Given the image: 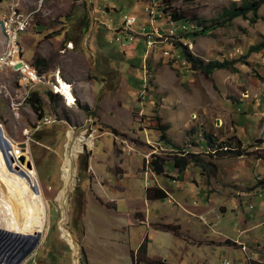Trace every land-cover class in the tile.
Here are the masks:
<instances>
[{
    "label": "rangeland",
    "instance_id": "374dc122",
    "mask_svg": "<svg viewBox=\"0 0 264 264\" xmlns=\"http://www.w3.org/2000/svg\"><path fill=\"white\" fill-rule=\"evenodd\" d=\"M243 1L0 0V21L10 6L26 12L17 43L22 62L42 76V83L31 86L12 71L0 75V139L8 141L0 142V176L18 186L26 219L21 235L41 233L40 244L21 264H76V252L62 238L57 197L67 133L77 130L78 137L92 140L75 159L66 206L79 264L84 256L87 264H232V250L244 254L240 264H258L242 235L249 231L256 245L264 230L253 220L234 221L244 213L240 202L252 204L248 198L254 195L246 192L264 174V53L247 54L264 43V6L255 23L237 18L212 27L223 10ZM150 10L158 16L152 28ZM174 13L192 29L210 30L167 39L163 34ZM123 16L134 19L130 26L122 24ZM152 29L157 33L148 49ZM178 43L203 65L241 62L233 64L235 71L207 75L175 53ZM36 57L46 66H35ZM56 74L73 106L50 87ZM43 118L51 123L42 126ZM237 151L241 156L229 154ZM187 154L208 164L186 169L198 179L197 188L213 189L207 198L195 191V180L182 181L173 167L176 157ZM156 158L166 161L161 175L152 167ZM152 187L167 197L147 199Z\"/></svg>",
    "mask_w": 264,
    "mask_h": 264
},
{
    "label": "trees",
    "instance_id": "16d2710c",
    "mask_svg": "<svg viewBox=\"0 0 264 264\" xmlns=\"http://www.w3.org/2000/svg\"><path fill=\"white\" fill-rule=\"evenodd\" d=\"M264 6V0H244L240 6H237L235 4H232L228 9L223 10L222 14L218 17L219 20L221 21L220 23H215L212 25V27H223L224 24L226 22H231L234 19L237 18H242L244 20H249L252 23H255L256 20L258 19V12L260 10V8ZM108 10V8H107ZM171 18L173 19L174 22H177L178 20L184 21L185 25H187V29L185 32H182V30H178L177 32L181 33L182 37H186L189 35L192 36H202L203 34H205V32L209 31L210 29L207 27H204L201 25V29L197 30V28L192 29L188 26V21H186V19H184L185 17L182 15H178L177 13H174L171 15ZM178 26L181 27L182 24L178 23ZM149 29V28H147ZM177 46H175V53L181 58L185 59L186 62L188 64H190L191 68H193L194 70H199L207 75H211L214 71L216 70H225L230 68L232 71H235V68L233 67L234 63L237 62H241V61H232V62H228V61H215V62H209L206 65H203V63L196 59L193 58L186 50L185 47H183L180 43L177 44ZM263 51L264 53V43H259L256 46H252L248 49V53L247 54H251V53H259ZM35 66L38 67H43L46 66L47 62L45 59L41 58V57H36L35 61ZM32 96H36V95H32ZM49 97L54 98L55 96H53L52 94L49 95ZM33 108L35 111L39 110V100L36 99L35 97V103L32 104ZM163 136V133H162ZM213 143H211L210 145H212ZM232 152V151H231ZM232 155H237V156H241V152L237 151L236 153H229ZM23 163V162H22ZM173 167L177 170V172L179 174H183L186 169L188 168V166L190 165H194L197 166L199 168L202 169H206L208 164H203L201 161H199V157H197L194 154H187L185 157H176L173 160ZM166 164V161L162 158H156L154 162H152V167L154 170V173L156 175H161L164 172V165ZM211 165V164H210ZM212 166V165H211ZM258 186L264 187V177L262 180L258 181ZM146 197L147 199H165L167 197L166 193L158 188L152 187L147 189L146 192ZM229 243V242H228ZM144 245V244H142ZM140 245L138 251H142L144 252V247ZM80 264H87V261L85 260V256L84 259H81ZM152 264H164V263H160V262H155Z\"/></svg>",
    "mask_w": 264,
    "mask_h": 264
},
{
    "label": "bare ground",
    "instance_id": "6f19581e",
    "mask_svg": "<svg viewBox=\"0 0 264 264\" xmlns=\"http://www.w3.org/2000/svg\"><path fill=\"white\" fill-rule=\"evenodd\" d=\"M17 48L18 50H20L18 43H17ZM24 65L29 66L27 64H24ZM53 76L56 77L57 74ZM59 76L56 77L57 78L56 92H60L63 95H65L67 105L73 106L72 95L69 92L70 90L68 89L67 85L61 80ZM48 121H49L48 118H43L42 122H48ZM67 139H68V142L65 146V154H64V158H63V162L61 166V180L63 182V189L57 197L60 205H63V207L65 206L64 210H66L69 194L74 188V183L76 179L75 166L73 167L72 163H75V159L77 158V155L82 152L84 146L90 147L92 145V140L86 139L84 136L82 137H78V135L75 136L74 133L71 131L67 133ZM22 151L25 152V150H22ZM22 162L24 161H21V163ZM11 174L15 175V177L19 179L18 172L13 171L11 172ZM8 175H10L9 172H8ZM2 176H0L1 177L0 179V208L3 213H0V230L21 235L22 230L24 229V219L25 218L23 216L19 189L16 183H13V181L6 179L4 176H3L4 178H2ZM66 216H67V211L65 213L63 211V221H62V229H61L62 238L76 252L78 250V247L73 242L72 236L67 230ZM2 264H5V263H2Z\"/></svg>",
    "mask_w": 264,
    "mask_h": 264
},
{
    "label": "built area",
    "instance_id": "2783aa9c",
    "mask_svg": "<svg viewBox=\"0 0 264 264\" xmlns=\"http://www.w3.org/2000/svg\"><path fill=\"white\" fill-rule=\"evenodd\" d=\"M102 1L106 2L107 0H102ZM10 7H9L10 11H8V14L4 15L0 21L1 31L4 37V49L3 52L0 53V75L5 73L6 71H12L17 75H20L21 79L24 82H26L28 85L31 86L38 85L42 83L41 81L42 76L38 74L37 70L34 67L25 66L24 63H22V50H18L17 48V40H19V34L22 31V27H25V25L27 24L25 21L26 12L19 11V9L16 7H11V8ZM150 18L152 21L150 22V27L152 28L153 25L157 23L158 16L155 13H152V11L150 10ZM133 21L134 19L129 16H123L121 20L122 24L126 27L130 26ZM178 23L182 24L183 21H177V22H174L172 20L168 21L167 24L169 25V31H165L163 34L165 36L167 35L170 36L167 39H171L173 36L177 34H181L180 32H177L179 29L182 30V26L179 27ZM182 32L184 31L182 30ZM154 33L156 36L157 30L153 31L152 29L151 35L148 36V40L146 41V46L148 49L149 46H151L152 42L155 41V39L154 40L152 39ZM68 45L72 48L71 42H68ZM56 82L57 79H54V83L51 84L50 87L54 90L55 94L57 93L60 96L62 93L56 92L57 89ZM50 123L51 121L42 122L41 125L46 126L49 125Z\"/></svg>",
    "mask_w": 264,
    "mask_h": 264
},
{
    "label": "crops",
    "instance_id": "0c3cea01",
    "mask_svg": "<svg viewBox=\"0 0 264 264\" xmlns=\"http://www.w3.org/2000/svg\"><path fill=\"white\" fill-rule=\"evenodd\" d=\"M65 52L72 53L71 50H66ZM66 76L68 78H71L67 74H66ZM69 82H71L73 84V88H75V90H76L77 81L71 79V81L69 80ZM173 172H174V169H173ZM188 173L189 172L187 170V171H185L182 174V177H183L182 181H184L186 183H188V181H192L194 183V180H195V183H194L195 191L198 192V193L199 192H203V196L205 197V195H206V198L208 196H210V194L213 192V189H211V188L209 189L208 188V189H206L207 192H205V191H203V189L197 188L196 184L198 182V179L197 178H194L193 176H191ZM263 177H264V174L261 172L260 174H257L256 179L259 180L260 178H263ZM253 182L254 181L252 180V183ZM252 185L251 186H248L247 188L252 187ZM240 193H242V192H240ZM246 193H252L254 195L253 198H248L252 202V204H249L248 205V204H244L243 202H240L239 203V205H240V212H244V213H243L242 216L239 215L238 216V220L237 221H234V222H239L240 223L242 220H247V221L253 220L255 225H258V226L260 225V227H262V230H264V187H261V186L252 187V189L250 190V192H246ZM235 194H237L236 195L237 196L236 198L239 199V200L238 199L235 200V203H237L238 201H241V196L238 195L237 192ZM228 195L230 197H233L232 193H229ZM232 199H234V197ZM28 203L30 204V199H28ZM231 222H233V221H231ZM238 224L236 223V226L237 227H238ZM250 225L251 224H249L248 226H250ZM258 228L259 227H254V229H258ZM232 231H234V230L232 229ZM242 236H243L242 238L245 237V243H244L245 246L248 247L249 251L252 253L251 254L252 260H254L255 262H258V264H264V232L261 235L260 241H258L259 243H257L256 245L253 243L255 238L253 237V235L249 231H245V233ZM255 237H256V235H255ZM225 240L226 239H224V244H226L227 246H230L232 249L235 248V245H236L235 243H233L235 245H231V242H229V244H227V243H225L226 242ZM218 241L216 240L215 242L217 243ZM227 241H229V240L227 239ZM222 243L223 242H218V246L217 247H222L220 245ZM220 252L222 254V251L221 250H220ZM231 254L233 255L232 256V258H233L232 259V261H233L232 264H240V261L239 260H242V259L245 258L244 257V254L241 251H239V250H232ZM241 264H243V263H241Z\"/></svg>",
    "mask_w": 264,
    "mask_h": 264
},
{
    "label": "water",
    "instance_id": "95a60500",
    "mask_svg": "<svg viewBox=\"0 0 264 264\" xmlns=\"http://www.w3.org/2000/svg\"><path fill=\"white\" fill-rule=\"evenodd\" d=\"M79 133L80 130H77L74 134L75 136H77ZM1 135L2 134L0 130V137ZM0 142L8 144V141L4 138H2V140L0 139ZM20 146L22 148H25L26 144H21ZM72 166H75L74 163H72ZM62 210L64 211V213L66 212V210ZM71 236L73 242L78 247V244L76 243L72 234ZM40 237L41 233H36L35 236L28 237L0 230V264H21L33 252L36 246L40 244ZM68 246L71 248L70 245ZM79 259L80 249L78 247L75 258L76 264H79Z\"/></svg>",
    "mask_w": 264,
    "mask_h": 264
}]
</instances>
